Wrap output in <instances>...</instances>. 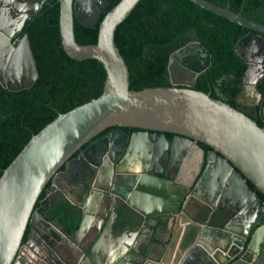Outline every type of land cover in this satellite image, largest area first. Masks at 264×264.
<instances>
[{
	"label": "water",
	"instance_id": "obj_1",
	"mask_svg": "<svg viewBox=\"0 0 264 264\" xmlns=\"http://www.w3.org/2000/svg\"><path fill=\"white\" fill-rule=\"evenodd\" d=\"M140 1L120 0L111 8V0H58L65 53L75 60L99 61L106 71L104 89L99 97L58 113L4 169L0 177V264H34L33 256L22 246L28 228L30 251H54L65 246V264L160 263L153 257L155 249L163 245L166 251L177 228L192 238L181 264H263L264 127L224 99L194 88L197 78L212 63L210 53L197 41L171 55L169 86L130 88V70L115 42V33ZM190 1L250 30L236 46L247 69L240 78H231L239 83L244 103L255 94L263 99L257 85L264 80V24L244 16L243 9L232 11L229 4L223 7L208 0ZM44 2L0 0V5L9 7V11L0 10L7 16L0 17V50L9 46L0 56V83L9 91L31 88L39 77L28 35L15 42V49L10 39L15 36L12 30L20 31ZM75 21L98 29L96 44L77 42ZM5 53H9L7 58ZM177 70L187 73L186 81H175ZM108 128L137 132L129 136L118 130L106 139L111 152L95 171L91 190L83 197L75 218L77 232L67 234L66 224L63 229L53 226L52 218L43 219L41 210L35 211L36 204L49 183L55 189L60 169L70 166L75 153ZM166 133L175 137L167 138ZM120 146L129 148L128 154L133 152L134 159L140 154L145 164L143 172L130 175L131 182L125 178L129 177L126 168L114 169V147ZM143 148H155L160 155L169 149L174 153L188 151V160L196 163L184 173L177 170L173 179L168 174L173 166L165 173L158 165L151 167L149 156L142 155L147 153ZM124 200L130 214L116 224L115 230L108 215L116 201ZM46 205L43 201L44 213L49 208ZM198 208L208 210L210 220L218 214L220 219L228 215L230 221L216 225L208 219L199 223L194 233L193 225L186 226L182 219L192 218L190 210ZM89 238L92 245L88 252L83 243ZM59 240L65 243L60 245ZM247 256L252 259L246 261Z\"/></svg>",
	"mask_w": 264,
	"mask_h": 264
},
{
	"label": "trees",
	"instance_id": "obj_2",
	"mask_svg": "<svg viewBox=\"0 0 264 264\" xmlns=\"http://www.w3.org/2000/svg\"><path fill=\"white\" fill-rule=\"evenodd\" d=\"M111 1L112 8L120 0ZM208 1L223 7L229 4L234 12L243 9L244 16L264 24V0ZM59 19L58 0H48L27 26L39 70L34 85L18 92L0 85V177L33 135L58 113H66L103 92L104 66L95 59L75 60L65 53ZM249 32L190 0H141L117 27L115 42L128 64L133 90L169 86L171 55L190 42H200L210 53L212 63L198 77L195 89L219 98L210 86L225 78L222 91L227 96L231 92L234 98L239 94V84L233 82L231 75L240 78L247 69L236 46ZM75 36L79 44H96L98 29L75 21ZM258 89L264 96V80ZM226 102L236 107L234 99ZM255 121L262 127L258 119ZM71 208L68 202L58 206L65 218Z\"/></svg>",
	"mask_w": 264,
	"mask_h": 264
},
{
	"label": "flooded vegetation",
	"instance_id": "obj_3",
	"mask_svg": "<svg viewBox=\"0 0 264 264\" xmlns=\"http://www.w3.org/2000/svg\"><path fill=\"white\" fill-rule=\"evenodd\" d=\"M48 0H46L47 2ZM43 3L44 4L46 3ZM13 3L10 4V7H12ZM43 9V8H42ZM42 9L34 16H30L24 23V26L22 27V29L20 31H16L15 29L12 30V33L15 35L13 38L10 39V44L13 47V49L16 48L15 46V42H18V40L22 39L25 35H28V30H27V26L30 25V22L42 11ZM0 10H4V11H9V7L6 4H1L0 5ZM14 11V10H13ZM15 13V11H14ZM5 17L6 13L5 12H0V17ZM12 16V15H11ZM7 17V16H6ZM15 17V16H12ZM16 17H19V13L16 12ZM9 50V46H5L2 50H0V56L1 53L6 52ZM9 53H5L4 54V58H7V55ZM176 78L175 81L178 83H182L183 81L187 80V73L177 70L176 72ZM168 81L171 80V75H168ZM198 80V78H197ZM196 80V82H197ZM225 78H222L218 81H216L213 86H210V90H212L213 88L216 89V93L218 94L220 99H224V100H228V101H232L233 99L235 100L236 103V108L246 112L247 114H249L254 120H259L260 123H262V127H264V118L262 116V112L264 110L263 108V100H264V96L263 99L259 98L257 96V94L252 95V97L248 98V101L246 103H244V101L241 99V92L239 89V94L233 98V95L231 92H228V94L230 96L225 95V93L222 91V85L225 82ZM234 83H238L235 82L233 80ZM239 84V83H238ZM1 85V83H0ZM259 85V84H258ZM257 85V88H258ZM2 86V85H1ZM196 86V83H195ZM195 88V87H194ZM240 88V85H239ZM259 90V89H258ZM260 91V90H259ZM121 130L125 133H127L129 136H132V134L134 132H137L136 129H118V128H108L106 130H104L102 133H100L99 135H97L95 138H93L89 143H87L86 145L82 146L76 153L75 155L72 157V161L70 163L69 167H63L62 169H60V173L61 175L59 176V178L56 181V185H55V189L51 188L52 183H49L47 185V187L44 189L40 199L38 200L37 204H36V209L35 211L37 212L39 209L41 210V215L42 218L44 219L46 216L49 218H52V224L53 226L59 228V229H63V225L66 224V233L69 234V231L74 234L77 232L75 226H76V221L75 218L76 216H78V212L81 211V208L83 206V197H85L88 192L91 190V186L93 185V182L96 179V172L98 167H100L101 165H103V163L105 162V158L107 156H109L110 152H111V145L110 143H108L106 141V139L114 132ZM167 138H174L175 135L174 134H170V133H166L165 134ZM203 147L206 150H209L208 147H206L205 145H203ZM114 149L116 150L115 154L116 155V160L114 162V169L117 170L118 168H126L127 171H125V175L129 176V177H125L127 182H131V177L130 175H135L138 172H143V166L145 165L141 159H139L138 156H141L140 154H136L137 159H134L133 156V152H131L130 154H128V150L129 148H124L123 146L120 147H114ZM142 152L143 151H147L146 155L145 153H142L143 156L148 157L149 156V164L151 167H154L156 165H158L161 169V171L163 173H165V171L167 169H169L171 166L170 171H168V174L170 175L171 178H175L176 172L177 170H179L178 172L184 173L185 170L187 169V167L189 166H194L196 161L190 162L187 158L188 154L187 152H179V153H174L172 151V149H169L167 154L164 155H160L158 153H155V148L153 150H148L147 148H143L141 149ZM162 157L161 159H158ZM176 167V168H174ZM204 169V168H203ZM138 170V171H137ZM203 174V170L202 172L199 174L198 179L199 180L201 178ZM192 192V191H191ZM190 192V193H191ZM189 195V194H188ZM188 195L186 196V198L188 197ZM43 201H47L48 205H46L47 207L49 206L48 210L46 211V213H44L41 209L42 207V203ZM63 202H68L69 204L71 203V211L69 213V217L64 216V212L60 211L58 209V206L60 208V205ZM82 202V203H81ZM74 203H78V206ZM116 204L113 206L112 211L110 212V214L108 215V222H111L112 227H114V229L116 230L117 227L116 224L118 222H122V219H125V216L130 214V206L129 204L126 202V200H124L123 202H115ZM191 211V217H184L182 220L185 221V225H193L192 230L194 233H196V231L198 230V224L199 223H204L209 219V211L208 210H204V209H192ZM36 212H34L35 214H37ZM40 214V213H39ZM126 216V217H127ZM230 221V217L224 216V218L220 219L219 215L217 214L213 220H208L209 223H215L216 225H218L221 222L224 221ZM64 223V224H63ZM114 224V225H113ZM111 227V228H112ZM122 229V228H121ZM126 229V228H125ZM126 231V230H125ZM176 231V230H175ZM30 228L27 229L26 232V236L24 238V242H23V247L29 251L33 256V258L36 260L34 261V259H31V261L34 262V264H49L46 257L49 258L50 262L52 264H65L64 261H68L67 256H66V247L63 246V248H58L57 250H42L41 252L39 251H30L28 248L31 240L30 237ZM175 233V232H174ZM113 235H116L115 231L113 230L112 232ZM186 237V236H185ZM112 237H108V239L110 240ZM91 242L90 238L85 240V242L83 243V247L85 249H88L87 251L89 252L90 249L89 247L92 245H90L89 243ZM65 242L63 240H59V244L63 245ZM171 243V242H170ZM169 243V244H170ZM169 246V245H168ZM168 246L166 251L163 250V245L158 246L155 249V252L153 254L154 259H158L160 260L159 262L161 263V261H163V259H165V256L168 254ZM56 249V247H55ZM246 251V249L244 250ZM262 252H264V249L262 250ZM197 254V252H195ZM41 254V255H40ZM87 253H85L86 255ZM51 255H55V258L52 257ZM50 256L53 258V260L50 259ZM252 257V256H251ZM250 256H247L246 261H250L252 258ZM36 262V263H35ZM261 263L264 264V257H262V259L260 260Z\"/></svg>",
	"mask_w": 264,
	"mask_h": 264
},
{
	"label": "crops",
	"instance_id": "obj_4",
	"mask_svg": "<svg viewBox=\"0 0 264 264\" xmlns=\"http://www.w3.org/2000/svg\"><path fill=\"white\" fill-rule=\"evenodd\" d=\"M184 230L177 228L173 240L168 246V254L161 263L153 264H181L184 257H186L187 245L192 241L191 237H185ZM191 239V240H190Z\"/></svg>",
	"mask_w": 264,
	"mask_h": 264
}]
</instances>
